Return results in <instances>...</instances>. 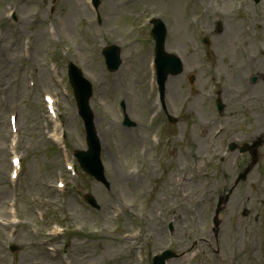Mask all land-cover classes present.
<instances>
[{
    "label": "rangeland",
    "instance_id": "374dc122",
    "mask_svg": "<svg viewBox=\"0 0 264 264\" xmlns=\"http://www.w3.org/2000/svg\"><path fill=\"white\" fill-rule=\"evenodd\" d=\"M183 1L171 0L173 7L169 8L167 18L171 19L170 14L174 13L177 21L181 20ZM144 4L154 12L163 11L154 8L149 0ZM9 8H16L13 18L17 23L11 22L8 17ZM90 12L85 0H0V212L4 210L8 191L7 114L10 110L20 112L22 124L25 126L21 147L29 155L28 171L19 185L21 205L28 210L30 195H46L49 191L53 174L47 168L48 157L43 152L45 141L41 129L44 117L42 94L57 89L49 72V62L54 59L53 51L62 45L69 48L73 45L74 52L81 57L96 42H104L98 31L102 26L85 21L91 18ZM48 20L59 29L62 43L50 41L47 32ZM26 46L29 47V57L23 54ZM193 63L192 61L191 64ZM58 64L60 70L65 66L64 61H59ZM30 77L37 80L35 88L28 86ZM179 83L180 79L175 82L176 85ZM61 107L69 116L74 117L68 98H61ZM67 127L69 130L75 129L71 118L67 120ZM122 143L126 149L130 147L125 145V141ZM252 179H257L264 188V175L259 169L254 172ZM263 193H252L251 196L260 199ZM7 240L6 231L0 229V256L3 253L9 256L4 245ZM42 253L36 249L28 250L24 264H46L47 261L41 257Z\"/></svg>",
    "mask_w": 264,
    "mask_h": 264
}]
</instances>
